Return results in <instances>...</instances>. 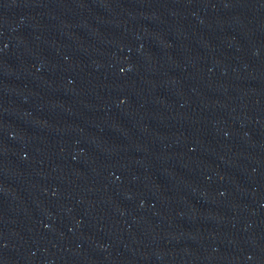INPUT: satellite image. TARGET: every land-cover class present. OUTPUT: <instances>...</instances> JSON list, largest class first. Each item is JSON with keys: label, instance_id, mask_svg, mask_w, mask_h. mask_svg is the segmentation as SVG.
I'll return each instance as SVG.
<instances>
[{"label": "water", "instance_id": "95a60500", "mask_svg": "<svg viewBox=\"0 0 264 264\" xmlns=\"http://www.w3.org/2000/svg\"><path fill=\"white\" fill-rule=\"evenodd\" d=\"M0 264H264V0H0Z\"/></svg>", "mask_w": 264, "mask_h": 264}]
</instances>
